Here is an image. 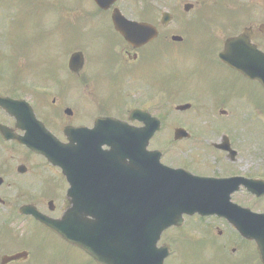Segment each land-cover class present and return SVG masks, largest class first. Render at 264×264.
Segmentation results:
<instances>
[{
    "label": "flooded vegetation",
    "instance_id": "flooded-vegetation-1",
    "mask_svg": "<svg viewBox=\"0 0 264 264\" xmlns=\"http://www.w3.org/2000/svg\"><path fill=\"white\" fill-rule=\"evenodd\" d=\"M39 5L43 34L54 36L42 41L35 32L29 47L10 34L12 18L6 12L0 17V35L11 36L13 46L11 61L3 62L1 57L11 54L0 52V95L27 101L24 110L29 115L31 106L36 116L31 122L44 124L63 145L71 143L67 129L75 128L79 206H90L103 217L98 223L109 225L113 196L131 186L156 202L152 205L169 210L179 209V195L189 193L174 186L191 174L239 178L220 190L230 196L228 211L185 214L181 224L162 233L158 248L167 251L164 264H264L253 237L254 214L264 213V193L259 195L264 185L248 186L251 180L264 184V0H44ZM115 17H122L131 38L117 29ZM56 37L60 59L50 53ZM230 40H235V67L220 55ZM35 46H43L42 56H32ZM253 50L260 56L256 76ZM10 72L5 81L1 75ZM163 96L186 102L166 108ZM183 104L190 107L178 108ZM175 114L189 115L173 124ZM28 115L23 111L19 118L0 107V123L18 136L26 133L19 119L28 123ZM150 128L153 134L138 136ZM116 131L123 132L117 150ZM0 146V264H102L22 213L27 206L63 218L72 187L64 169L1 132ZM174 170L181 174L176 180L169 176ZM189 243H201L193 256H186Z\"/></svg>",
    "mask_w": 264,
    "mask_h": 264
},
{
    "label": "water",
    "instance_id": "water-1",
    "mask_svg": "<svg viewBox=\"0 0 264 264\" xmlns=\"http://www.w3.org/2000/svg\"><path fill=\"white\" fill-rule=\"evenodd\" d=\"M117 29L124 34L125 37L131 38L132 35L126 32L124 24L120 18H115ZM135 35H133L134 37ZM235 40L228 42L226 52L221 56L233 67H235ZM253 51L254 57L251 60L253 73H257L256 68L259 63V54ZM76 60V55L72 57V62ZM24 101L15 100L8 97L0 96V106L16 114L21 118L25 109ZM189 105L182 106L187 108ZM18 109L20 112H18ZM32 111V110H31ZM33 112L28 115L29 122L19 124L21 128L27 130L26 135L20 138L22 143L27 144L34 151L45 155L51 162L63 167L67 174L72 187L69 190L71 197V204L63 219L55 220L48 218L38 212L37 210L24 209L23 212L33 214L38 220L49 228L55 230L63 238L69 242L82 247L89 254L95 257L102 264H109V262H119L121 264H164V259L167 253H161L157 247L162 232L172 224L182 221V215L187 212L194 214L200 212L203 214L218 213L224 214L229 210V195L224 196L220 190L231 182L237 179L217 180L201 178L197 176L186 177V182L179 181L178 187L174 188H188L189 193L179 195L182 199L179 209L170 208L166 206L152 205L156 202H151L150 197L141 194L139 188L131 186V191L113 196V209L110 216L105 220L110 221L109 225H103L98 220L103 219L102 216L97 215L90 206L80 207L76 201V146L75 129L69 130L68 135L71 143L63 145L52 136L45 127L31 122L33 120ZM155 128L148 130H140L138 136L143 134H153ZM0 131L6 138H11V130L6 126L0 124ZM122 131H116V150L123 147ZM178 173V174H177ZM178 175V176H177ZM169 176L175 179L181 176L179 172H169ZM240 181V180H239ZM262 181H249V187L260 189L263 186ZM264 193V186L259 191V195ZM186 204L183 209L181 205ZM189 207V208H187ZM257 225L255 226L254 238L257 239L259 250L264 260V214H254ZM243 229V225H239Z\"/></svg>",
    "mask_w": 264,
    "mask_h": 264
},
{
    "label": "rangeland",
    "instance_id": "rangeland-1",
    "mask_svg": "<svg viewBox=\"0 0 264 264\" xmlns=\"http://www.w3.org/2000/svg\"><path fill=\"white\" fill-rule=\"evenodd\" d=\"M43 1L44 0H0V2L2 3V12L0 14V17H2V20H3V14H4V12H6V14H4V15H6L7 17L10 16L12 18L13 22L10 24V34H13L16 36L17 43L27 42L28 47L31 44L33 45L34 41L36 39L35 32H38L41 34L42 41L48 40L50 37L54 36V35L47 36V35L43 34V28L45 27V23L43 21L44 7L39 5V4H42ZM47 1H51V0H47ZM88 3L89 2L87 1V4ZM36 6H37V8H39V10L34 13V9ZM46 11H45L44 17H49L50 15H53L55 13L54 10H51L50 15H47ZM0 32H3L2 28H0ZM37 37H39V35H37ZM52 38H51V42H52L51 54H52V57L54 56V54L55 55L58 54V55H60V58H63L61 56V52L59 53V50H61V48H60L58 38L56 37V39H55L56 41H52ZM56 44L58 45V48L56 47ZM96 44L97 43H95V42L90 43V45L94 48L96 47ZM1 46H3V43H2V40L0 39V47ZM42 47L40 48V47L35 46L33 49L32 56H34L36 54H40V56H42L43 51H44V48H42ZM7 50L9 51L10 49H7ZM62 51H63V49H62ZM9 53H11V51ZM27 59H33V57H30V58L27 57ZM23 63H24V61H23ZM6 71H8V70H6ZM10 74H11V72L2 74L1 76L4 78L5 81H7L9 79L6 77H9ZM0 90H3V88H1ZM173 101H176V100H170V99L166 98L165 96H163V103H164V105H166V108L167 107H174L175 103H177V102H180V103L186 102L184 99H179L176 102H173ZM166 108H164V110ZM188 115L189 114H175L173 124L185 122ZM171 118H172L171 115H169L168 119H171ZM0 148H1V146H0ZM200 244L201 243H189L190 248L186 252V256L195 255L198 252V248H199ZM183 254L185 255L184 251H183Z\"/></svg>",
    "mask_w": 264,
    "mask_h": 264
},
{
    "label": "trees",
    "instance_id": "trees-1",
    "mask_svg": "<svg viewBox=\"0 0 264 264\" xmlns=\"http://www.w3.org/2000/svg\"><path fill=\"white\" fill-rule=\"evenodd\" d=\"M5 59H8L7 55H3V56L1 57V60H2V61L5 60Z\"/></svg>",
    "mask_w": 264,
    "mask_h": 264
}]
</instances>
